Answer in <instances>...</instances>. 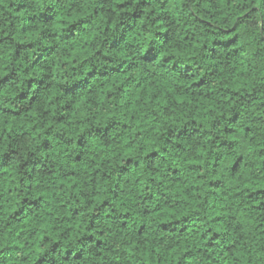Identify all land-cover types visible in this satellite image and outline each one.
<instances>
[{"label": "clouds", "instance_id": "9594fccd", "mask_svg": "<svg viewBox=\"0 0 264 264\" xmlns=\"http://www.w3.org/2000/svg\"><path fill=\"white\" fill-rule=\"evenodd\" d=\"M0 264H264V0H0Z\"/></svg>", "mask_w": 264, "mask_h": 264}]
</instances>
